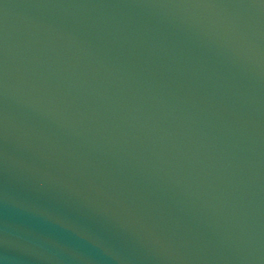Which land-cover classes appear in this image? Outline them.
I'll return each mask as SVG.
<instances>
[{
  "label": "water",
  "instance_id": "water-1",
  "mask_svg": "<svg viewBox=\"0 0 264 264\" xmlns=\"http://www.w3.org/2000/svg\"><path fill=\"white\" fill-rule=\"evenodd\" d=\"M0 264H264V0H0Z\"/></svg>",
  "mask_w": 264,
  "mask_h": 264
}]
</instances>
